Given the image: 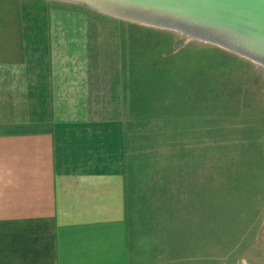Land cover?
Returning <instances> with one entry per match:
<instances>
[{"label":"rangeland","instance_id":"obj_1","mask_svg":"<svg viewBox=\"0 0 264 264\" xmlns=\"http://www.w3.org/2000/svg\"><path fill=\"white\" fill-rule=\"evenodd\" d=\"M119 24L94 26L107 33L99 60L110 78L132 81L116 100L130 264H264V66L174 30Z\"/></svg>","mask_w":264,"mask_h":264},{"label":"crops","instance_id":"obj_2","mask_svg":"<svg viewBox=\"0 0 264 264\" xmlns=\"http://www.w3.org/2000/svg\"><path fill=\"white\" fill-rule=\"evenodd\" d=\"M101 21L128 22L67 0H0V264L131 262L116 100L132 81L99 60Z\"/></svg>","mask_w":264,"mask_h":264},{"label":"water","instance_id":"obj_3","mask_svg":"<svg viewBox=\"0 0 264 264\" xmlns=\"http://www.w3.org/2000/svg\"><path fill=\"white\" fill-rule=\"evenodd\" d=\"M120 20L174 30L264 66V0H67Z\"/></svg>","mask_w":264,"mask_h":264}]
</instances>
